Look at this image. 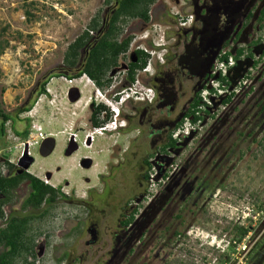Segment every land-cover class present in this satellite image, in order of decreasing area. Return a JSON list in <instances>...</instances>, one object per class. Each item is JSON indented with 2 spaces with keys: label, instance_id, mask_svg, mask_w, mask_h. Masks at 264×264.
<instances>
[{
  "label": "rangeland",
  "instance_id": "obj_1",
  "mask_svg": "<svg viewBox=\"0 0 264 264\" xmlns=\"http://www.w3.org/2000/svg\"><path fill=\"white\" fill-rule=\"evenodd\" d=\"M115 2L0 0L3 108L15 114L27 100L32 105L15 123L21 135L11 121L6 124V134L0 133V170L7 174L11 164L14 172H20L19 161L29 144L34 162L28 172L74 199L57 201L46 216L24 209L25 213L41 216L30 224L28 235L34 238L36 254L27 255V263L108 264L111 254L118 253L120 264H264V57L253 69L252 90H242L228 105L214 104L219 105L218 111L209 118L210 131L203 140L200 135L188 137L191 126L187 123L184 130L174 132L175 138L180 135V142L179 149L169 154L172 161L155 159V166L150 167L143 159H154L157 152L162 154L159 146L163 142L155 141L152 146L134 143L137 131H121L125 122L114 113L109 124L117 121L116 129L113 124L111 132L96 134L92 144L84 146L87 135L94 130L88 128L92 97L106 106L110 100L112 107L121 110V100L115 102L100 94L94 97L93 85L87 78L79 81L54 77L46 85L49 100L38 95L44 76L66 64L68 46ZM172 5L175 4L168 6L165 0H158L152 6V23L155 18L161 23L157 30L160 34L178 29L177 21L175 25L166 21L163 6ZM187 12H193L191 7ZM209 23L200 22L198 32L211 39ZM258 25L255 20L252 40L263 34ZM224 26L225 21L220 28ZM123 27L126 31L127 25ZM155 42L162 43L160 39ZM263 48L255 49L256 56ZM149 51L153 53L152 48ZM151 56L154 59L157 55ZM73 86L81 89L82 97L69 104L65 95ZM26 129L28 136L23 135ZM40 134L56 139V148L48 157L41 156L40 145L34 144L35 135ZM69 138L77 139L80 145L70 156L64 151ZM85 157L91 160L89 167L83 165ZM30 191L29 184L23 183L13 203L5 208L6 213L21 212ZM81 199L91 204L80 203ZM153 200L154 207L145 222L155 219L154 223H148L146 230L137 223L126 234L135 242L143 234L144 239L129 246L132 253L127 252L128 248L120 250L116 244L124 234L120 221L135 209L138 218ZM195 201L198 206L193 207ZM5 225L4 220L0 221V228ZM238 227L249 230L240 243L234 242ZM124 252L126 258L121 260ZM27 263L23 256L16 261Z\"/></svg>",
  "mask_w": 264,
  "mask_h": 264
},
{
  "label": "flooded vegetation",
  "instance_id": "obj_2",
  "mask_svg": "<svg viewBox=\"0 0 264 264\" xmlns=\"http://www.w3.org/2000/svg\"><path fill=\"white\" fill-rule=\"evenodd\" d=\"M210 1L211 3L209 0H187L186 5H180V10L184 13H187V8L191 7L195 14V19L192 26L178 28L176 32L169 29L163 32V34H160L158 27H160L161 23L157 22L156 18L155 24L152 23L154 21L152 9L149 22L141 19H130L122 22L121 25H127V29L125 31L124 28L119 41L123 42L128 38H132L129 51L124 54L122 53L118 58V64L109 70L106 64H99L100 67L95 65V69H92V74H90L89 70L91 66L89 67L86 64V60L91 52L92 46L101 41L108 30V23L114 15L113 7L116 5L115 2L112 7L106 9L104 16L100 18V26L90 31L87 44L80 50L77 63L74 65L62 64L57 71L46 74L39 90L45 89L46 92L42 95H45L49 100L50 95L47 92L46 85L52 78L58 77L67 80V78L72 77V79L79 81L87 78L93 85L94 97L100 94L106 99L113 98L121 100L119 119L124 121L125 124L121 126L120 130L127 133L137 131V134L133 138L134 143L139 142L143 146H152L155 141L163 142L159 146V150H162L163 153L160 154V152H157L153 156L154 159L151 156L148 159H143V162L148 167L151 165L155 166V159L171 162L172 158L169 154L179 149L180 135L177 138L174 137L176 130H184L187 123H189L191 130L188 137L194 136V138H197L200 135L202 140L205 138V134L210 131L207 129L208 120L217 114L219 105L216 104L214 107L207 106L204 103L202 91L213 78L212 71L222 51L229 48L231 53L232 51L235 52L234 54L232 53L235 56L239 49H244L243 55L245 57L244 59H237V64L239 61H245L244 64L250 63L253 64V67H255L254 65L257 61L260 63L264 57V48L259 56H256L255 53L257 47H264V31L256 40L251 39L255 20H257L258 24L261 16L264 18V0ZM163 8L168 18L166 21L172 22L175 25L176 19L171 14L170 8L164 6ZM157 9L155 10V16ZM210 12L211 14L209 15ZM204 16L210 21L209 24H212L211 31L213 33L211 34V39H208L209 37L207 38V35L205 37L200 36L198 32L200 22H203V24L209 22L203 18ZM223 21L226 22V26L220 28ZM131 22L134 23L132 27H130ZM153 26L155 27L153 28ZM149 28L152 30L151 34L144 36V32ZM258 28L261 29L260 23ZM158 29L159 31H157ZM84 33L85 31L82 34ZM260 38H262V42L259 43ZM156 39H160L162 43H157V45L155 42ZM225 39L226 41L224 42ZM239 41H242V43H239ZM142 48L148 51L152 48L153 53L157 56L153 59L151 54ZM132 75L135 76L134 80L131 79ZM253 88V85H251L250 89L252 90ZM77 95L79 97L75 99ZM81 97L82 91L76 86L69 87L65 95V99L69 104L78 102ZM93 100L94 98L92 97L90 102L92 110L89 116V129L108 124L112 118L104 102H97V100L94 102ZM30 105L31 102L27 100L20 108L25 109ZM103 113H105L104 116H101ZM97 122L99 123L98 126ZM203 132L204 134H202ZM171 137L174 138L175 145H171ZM92 142L91 140H87L84 146H90ZM76 144L78 146L77 151L80 149L77 139L73 140V138H69L65 146V153L70 145L74 147ZM205 144L206 141L204 140ZM83 159V165L86 166L87 161L85 159L90 160V158L85 157ZM26 184L29 183L26 182ZM26 186L28 187V185ZM188 190H190V187ZM91 191L96 192L95 190ZM60 200L66 202L74 201L67 194L60 197L58 201ZM78 201L80 203L91 204L83 199ZM154 203L155 200L145 208L144 212L140 213L138 218L135 217L131 224H124L130 214L120 221L121 226L124 228L122 229L124 231L123 237L116 243L120 250L122 247L123 250L128 248L127 252L132 253L133 248L129 249V246H132L134 243L137 245L144 239L145 235L143 234L135 242L131 238L127 239L126 234L137 223L142 227V230L148 229L147 224L149 222L146 224L145 221L149 215V210L154 207ZM196 206L198 204L195 201L193 207ZM22 207L23 204L21 206V212L19 213L25 211ZM48 207L49 205L44 204L40 209L28 207L27 210H35L42 213ZM19 213H10L8 216H18ZM25 214L28 213L24 212L23 215L25 216ZM154 221L155 219H152L151 223L153 224ZM127 252L121 253V260L126 258ZM117 254H111V259L108 260V264H120L116 259ZM41 256H44V253Z\"/></svg>",
  "mask_w": 264,
  "mask_h": 264
},
{
  "label": "trees",
  "instance_id": "obj_3",
  "mask_svg": "<svg viewBox=\"0 0 264 264\" xmlns=\"http://www.w3.org/2000/svg\"><path fill=\"white\" fill-rule=\"evenodd\" d=\"M157 1L158 0H116V5L113 7L114 15L110 18L108 30L101 41L92 46L91 52L86 60V64H88L89 67L91 66V69L89 70L90 74H92V69H95V65L100 67L99 64H106L107 69L109 70L111 67L118 64L119 56L122 53L124 54L129 51L132 41V38H128L123 42L119 41V38L124 31V27L121 23L130 19H141L145 22H149L151 19L152 6ZM100 23L101 20L94 19L85 33L68 46L65 53V61L67 64L74 65L77 63L80 56V50L86 46L90 31L97 29L98 26H100ZM259 23L261 29L264 31V18L262 16L259 19ZM260 42H262V38H260L259 43ZM3 52L4 48L2 47L0 55H2ZM243 53L244 49H239L235 58L240 59ZM229 54L224 58H227ZM258 63L259 61H257L254 66L256 67ZM131 79L134 80L135 76L132 75ZM4 92L5 89L0 91V133L3 136L6 134V124L11 121L13 122L15 132L18 135H21V133L16 130L15 123L22 113L31 109L32 105L25 109H18L15 114L8 113L3 108L2 95ZM45 92V89H41L38 91V95H42ZM233 97L234 93L222 100L223 104L231 103ZM98 125L99 123L97 122V126ZM28 134V129H26L23 135L28 136ZM171 145H175V140L172 137ZM8 167L9 170L7 174L0 170V220H5L6 223L4 227L0 228V264H16V261L22 256L27 263V255H35L34 238L28 235L31 221L34 218L46 216L49 213V207L55 205L59 198L65 194H62L61 190L57 187L45 183L44 180H41L27 171L22 173L14 172L13 165L8 164ZM148 177L149 176H147V178ZM25 182L29 183L31 191L25 199L22 208L27 209L28 207H32L40 209L44 204L49 205V207L46 208L39 217L30 214H25V216L11 215L9 217L5 208L13 203L16 190ZM137 213L138 209L132 211L124 224H131ZM248 231L247 228L238 227L239 234L235 236L234 242L240 243L243 237L247 235ZM174 234L178 235L179 232H175Z\"/></svg>",
  "mask_w": 264,
  "mask_h": 264
},
{
  "label": "built area",
  "instance_id": "obj_4",
  "mask_svg": "<svg viewBox=\"0 0 264 264\" xmlns=\"http://www.w3.org/2000/svg\"><path fill=\"white\" fill-rule=\"evenodd\" d=\"M165 3L169 6V4L174 3L175 5L170 8L171 14L175 17L177 21L178 28H188L192 26L195 14L194 13H184L180 10V5L184 6L187 3V0H165ZM148 30L144 32V36L148 35ZM157 44V43H156ZM158 45V44H157ZM146 52L153 54L151 51H148L144 48H142ZM230 53V54H229ZM227 54L228 57L224 58ZM244 55L241 56L240 59H244ZM237 59L235 56L230 52L229 48H226L222 51V53L219 55L218 61L214 66V69L212 71L213 78L210 80L209 84L204 88L202 91V97L204 99V103L207 106L214 107L215 103L221 102L223 104V101L226 97L234 93V97L239 94L242 90L250 87L252 85V81L254 79V68L251 67V69L247 70L244 75L241 78H238L236 81V85L231 89V79L229 77V73L233 71V69L237 65ZM72 81V80H71ZM233 97V99H234ZM230 104V103H229ZM228 105V104H223ZM223 105H220V109H223ZM115 115H117L120 112L119 107L112 108ZM114 126V129H116L117 121H112L110 124H103L100 125L92 131L91 134L87 135V140L91 139V141H94L95 135H104L106 133L111 132L110 127L112 125ZM122 126V125H121ZM182 131V130H178ZM47 138L46 136L40 134L35 135V141L34 144L40 145L41 142ZM31 143V141H28Z\"/></svg>",
  "mask_w": 264,
  "mask_h": 264
},
{
  "label": "water",
  "instance_id": "obj_5",
  "mask_svg": "<svg viewBox=\"0 0 264 264\" xmlns=\"http://www.w3.org/2000/svg\"><path fill=\"white\" fill-rule=\"evenodd\" d=\"M239 43H242V41H239ZM232 53L234 54L235 52L232 51ZM244 63H245V61H239V63L236 65V67L233 71V72L236 71L237 73H233V72L229 73V77H230L231 82H232L231 89L236 85L237 78H241L244 75V73L247 71L248 67L253 65L250 63H248V64H244ZM241 68H242V70H241L242 72L240 74L239 70ZM237 74H239V75H237ZM78 97H79V95H77L75 99H77ZM55 148H56V139L52 136H49L41 142V144L39 146V153L43 157H48L54 152ZM77 148H78L77 144L74 147L72 145H70L66 150V155H68V156L72 155L76 151ZM28 149H29V144H26L23 158L19 161V166L21 167L20 173H22L24 171L28 172L32 163L34 162V158L31 155H29ZM85 160L87 161V164L85 167H89L91 160H89V159H85Z\"/></svg>",
  "mask_w": 264,
  "mask_h": 264
},
{
  "label": "clouds",
  "instance_id": "obj_6",
  "mask_svg": "<svg viewBox=\"0 0 264 264\" xmlns=\"http://www.w3.org/2000/svg\"><path fill=\"white\" fill-rule=\"evenodd\" d=\"M111 100H113V101H115V102H118V100H116V99H111ZM108 103H109V105H107L108 106V109H109V113L111 114V116H114V111H113V109L112 108H114V107H112V103L110 102V100L108 101ZM110 108L112 109V110H110ZM113 111V112H112ZM114 113V114H113ZM120 113H121V110H120V112L116 115V118L117 117H119L120 116ZM111 122V121H110ZM109 124V123H108Z\"/></svg>",
  "mask_w": 264,
  "mask_h": 264
}]
</instances>
